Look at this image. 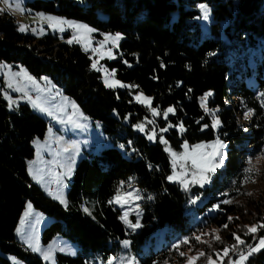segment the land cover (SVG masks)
Instances as JSON below:
<instances>
[{
  "label": "trees",
  "instance_id": "1",
  "mask_svg": "<svg viewBox=\"0 0 264 264\" xmlns=\"http://www.w3.org/2000/svg\"><path fill=\"white\" fill-rule=\"evenodd\" d=\"M202 4L211 15L206 35L199 20ZM28 6L83 21L99 33L119 32L115 57L101 64L129 87H106L80 43H68L59 33L37 37L22 32L13 16L0 10V62L24 67L38 79L49 77L99 122L112 143L79 160L68 206H62L29 173L33 141L44 138L48 121L27 104L10 108L0 77V264H13L9 256L46 264L16 238L29 202L52 217L42 231L44 244L56 236L77 244L75 256L57 253L56 264L105 263L118 257L123 240L140 264L183 263L187 256L180 253L187 250L196 256L204 252L195 264H208L209 256L236 244L233 234L245 244L219 264H232L239 251L247 256L264 237V228L257 235L247 233L248 227L264 224V191H249L243 183L246 161L264 151V0H32ZM137 92L150 97L160 115L135 101ZM209 92L207 106L220 120L216 129L200 104ZM168 107L174 113L165 119ZM153 131L156 137L150 141L147 135ZM217 137L226 145V159L209 184L185 189L167 180L171 155L166 148L179 154L185 142L192 146ZM128 180L142 195L141 227L135 231L124 226L119 208L109 203ZM194 199L201 204L186 212ZM185 238L188 244L181 243ZM243 264H264V249Z\"/></svg>",
  "mask_w": 264,
  "mask_h": 264
},
{
  "label": "rangeland",
  "instance_id": "2",
  "mask_svg": "<svg viewBox=\"0 0 264 264\" xmlns=\"http://www.w3.org/2000/svg\"><path fill=\"white\" fill-rule=\"evenodd\" d=\"M30 1L32 0H8V2L5 3L4 0H0V10L4 12H8L11 16H13L16 20V23L19 25V28L21 26L25 27L26 30L23 31L25 33H31L37 37H41L49 32L59 33L60 36L66 41L73 39V36L76 34V30L68 27V25L65 24L63 25V31H60V26L53 27L50 21H48L47 19H41V16L52 17L55 19L65 20L68 22H75L78 24H84L94 29L93 27H91L90 25L86 24L83 21L69 19L63 16H58L53 13L33 11L28 6V2ZM17 3H20V7L23 9V11L17 10L16 8ZM205 6L208 8L207 19L203 18L204 14L201 10V7L199 6L200 9L199 20L201 23L202 35H206V33L208 32L210 16H211L210 8L207 5ZM67 32H70V35L63 36V34H66ZM117 34L121 36L119 32L99 33L95 29V31L89 34L88 36L89 42L87 48L85 47V42L83 40L77 43H80L87 51H90L92 64L96 63L97 67L101 68L99 72L101 74V80L104 85H105L104 81L107 78L110 81L113 80L118 81L120 84L129 87L128 84L118 80L115 76L114 77L111 75L106 76V73L103 71V69H107V68L103 64H101V59L103 58L113 59L109 57V53L111 54V57H115L114 51L117 48V43L119 42V41L115 43H113L112 41L105 42L104 41L105 36H115ZM102 42H104V47L101 49V53H103V55H101L100 53L93 52L91 50L92 48H99ZM107 70L109 74L113 72L110 71L109 69ZM25 73H27V76H30L32 79L28 80L24 75ZM0 77L3 78V82H4L3 94L5 99L9 103L10 108L18 107L20 104L23 103L27 104L31 107V109L35 113L39 114L48 121V129L44 138H36L33 141V145L35 148V155L33 159L29 161V173L33 178V180L43 189V191L47 195L57 200L62 206L67 207L68 206L67 194H68L69 184L72 180L74 170L79 160L86 155V152L97 153L104 148L112 146V143L103 135L99 122H95L89 117H87L82 112L79 105L74 100L64 95L62 91L53 83V81L49 77L44 76L41 79L35 78L24 67L21 66L14 67L11 64L5 62H0ZM9 84H11L12 86L9 87ZM116 88L123 89L125 87L116 86L113 87L112 89H116ZM141 94L144 97L150 99V97L146 96L142 92H137L133 96L134 99L137 95H141ZM205 96L206 94L202 98H204ZM202 98L200 99V104ZM13 101L15 103H13ZM135 101L137 100L135 99ZM33 102H35V104L40 105L41 107L46 108L48 111L53 113V115L49 116L47 112L40 111L39 108L34 107ZM73 104L76 105L75 110L72 107ZM142 104L147 106L152 114V109H153L152 106L149 107L145 103ZM205 105L208 108L206 101H205ZM169 108L171 107H168L167 109ZM202 108L205 110L204 107ZM167 109H165V111L163 112V117ZM210 111L215 113V110H210ZM210 116L212 121L213 117L212 115ZM69 117H71L75 123H69L68 122ZM49 129H51V133L49 132ZM137 130L140 131L139 128H137ZM140 132H144V131H140ZM149 135H147V137ZM216 139L217 138L208 142H201L194 144L190 146V148L199 144H205V145L212 144L216 141ZM150 141H153V139H151ZM72 145H77L78 151L76 149H72L71 148ZM64 148H70V151L65 152L63 151ZM183 151L184 149L182 145V150L179 154H182ZM222 151L225 153V148H223ZM252 158H253V166H254V176H253L254 182H248V186H249L248 190L250 191L254 189H258V190L260 189L264 191V156L258 155ZM247 161H246V167L248 168L250 167V165L247 163ZM69 167H72L73 170L70 175H65ZM223 167L224 165L221 168H218L216 172L221 171ZM173 171L174 170L172 167V157H171V172L167 176V180L169 182H173L168 179L169 176L173 175ZM175 171L176 172L182 171V169L179 166V162L177 164ZM187 179L191 180V174H189ZM57 180H59L60 183H57ZM207 184L209 183L204 184V186H206ZM180 185L182 186V188H184L182 184ZM191 185H199V184L190 183L189 186ZM122 190L125 192H138V194L142 197L140 190L132 183L131 180H128L126 183L123 184ZM116 192L113 195V197L116 195ZM57 194H62L63 199L66 201V204L61 203L60 199L56 198ZM140 200L141 199L135 200L130 205H125L124 207L112 203L115 207L119 208L120 220L126 228L128 227L123 222L121 217L123 216L124 212L127 211L129 213L128 215L129 221H131L132 223L139 222L141 215V209L139 206ZM200 202H201L200 199L191 200L189 202V207L186 209V212H190L195 206H198ZM29 204L31 205V210H29L28 208ZM137 212H139V216L137 215ZM132 216L134 217V220ZM51 221H52V217L36 209L33 206V204L29 202L20 217L15 232L16 238L22 244L27 246L32 252L36 253L40 258H42V260L46 264H56L57 253H63L66 255L75 256L78 249L76 243L72 242L67 238H64L63 236L54 237L48 244H44L42 242L43 228ZM125 241L126 240L121 241L122 249L118 253V257L110 256L105 263H102L100 260L97 259L96 264H110V262L111 264H121V261L124 260L125 258L135 257L134 255H131L128 252V247L124 246ZM30 244L33 246H38L39 251L33 250V247L29 246ZM45 254H49L50 259H45L44 258ZM238 254L240 255L241 252L239 251ZM185 256L187 257L183 263H176V264H188V257H194L196 256V254L191 253L190 250H187L185 252ZM211 257L214 261L217 262V264H219L223 255H221L220 257H216V256H211ZM9 259L13 264H25L24 262L20 261L19 259L13 256H9ZM135 261L136 264H140L139 259L136 257H135ZM234 261L239 262V256ZM229 264H231V261L229 262Z\"/></svg>",
  "mask_w": 264,
  "mask_h": 264
},
{
  "label": "snow or ice",
  "instance_id": "3",
  "mask_svg": "<svg viewBox=\"0 0 264 264\" xmlns=\"http://www.w3.org/2000/svg\"><path fill=\"white\" fill-rule=\"evenodd\" d=\"M4 2L7 3L8 0H4ZM200 7H201V10L204 14L203 18L207 19L208 18V8L205 5H200ZM16 8L19 11H23V9L20 7V3H17ZM41 19H47L48 21L51 22V25L53 27L60 26V31H63V25L67 24L68 27L76 30V34L73 36V39L69 40L68 43H73V41L80 42L81 40H83L85 42L86 48H87L88 42H89V40H88L89 34H91L92 32L95 31V29H92V28H90L84 24H78L75 22H68L65 20L55 19L52 17L41 16ZM19 30L23 32L26 30V28L21 26L19 28ZM120 39H121V36L119 34H117L115 36H105L104 41L105 42L112 41L113 43H115V42L119 41ZM103 47H104V42H102L100 44L99 48H92L91 50L93 52L100 53L101 55H103V53H101V49ZM109 57L114 58V57H111L110 53H109ZM92 67L95 68L97 71L101 70V68L97 67L96 63H93ZM103 71L106 73V76L107 75H111L113 77L115 76L114 72L109 74L107 69H103ZM24 75L26 76V78L28 80L32 79L30 76H27V73H25ZM104 83L109 88H113L116 86L127 87L126 85L120 84L118 81H114V80L110 81L107 78L105 79ZM11 86L12 85L9 84V87H11ZM17 90H19V89H17ZM211 95H212V93L209 92L206 94V96L204 98H202L201 106L205 108L206 112H209V114L212 115V117H213L212 127L215 129V128H218L220 126V120L215 116V113L211 112L205 105V101L207 99V96H211ZM260 95L264 96V92L260 93ZM135 99L137 100V102L145 103L149 107L151 106V100L147 97H144L142 94L137 95L135 97ZM13 103H15V102L13 101ZM33 105H34V107L39 108L40 111L47 112V114L49 116L53 115V113L48 111L46 108L41 107L38 104H35V102H33ZM72 107L74 110L76 109L75 104H73ZM168 113H174V109L173 108L167 109V111L164 113L165 119H167ZM152 114L154 116L160 115V113L154 108L152 109ZM251 114H252L251 111L247 112L245 118H248L249 116H251ZM68 122L69 123H75L71 117L68 118ZM76 126H79V125H76ZM137 127L139 128L140 131H144L143 125H138ZM168 127H172V125H169ZM205 127H207V125H205ZM167 130H168L167 128L161 129L162 132L167 131ZM179 130H180V132H183L185 130L182 123L179 125ZM49 132L51 133V129H49ZM155 137H156L155 131H153L148 136V138L150 140L155 139ZM161 142L164 143L165 145H167V141L164 140L163 137H161ZM225 147H226V145L217 137L216 141L212 144H207V145L199 144V145H195L191 148L185 142L183 144L184 151L182 154H177L176 152H172L170 148H166V150H168L170 152V155L172 157V167L174 170L173 175L169 176L168 179L170 181H173V182L178 181L180 184H182L184 186L185 189L188 188L190 183L199 184L201 187H203L204 184L211 182V176L213 174H215V172L218 168H221L224 165V161L226 159V154L222 151V149ZM71 148L76 149L78 151L77 145H72ZM63 151L68 152V151H70V148H64ZM260 156H264V151L261 152ZM257 158H259V157H257ZM178 162H179L180 168L182 169V171H180V172L175 171ZM247 163L250 165V167H248L245 170L246 176L244 178L243 183L254 182V179H253V176H254L253 158L249 157ZM72 170H73L72 167H69L67 172L65 173V175H70ZM189 174H191V180L187 179ZM57 183H60V181L57 180ZM122 189H123V184H121V186L118 188L116 195L113 197L112 200L109 201V203H115V204L120 205L121 207H124L125 205H130L135 200L142 199V197L138 194V192H125ZM56 198L60 199L61 203L66 204V201L63 199L62 194H57ZM149 199H151V197H149ZM225 203H230V201H225ZM28 208H29V210H31L30 204L28 205ZM85 211H88V210L85 209ZM26 215H27V213H26ZM128 215H129V213L127 211H125L123 216L121 217V219L127 225L128 228L135 231L137 228L141 227L139 222L132 223L131 221H129ZM137 215L139 216V212H137ZM224 227H227V225H225ZM261 228H264V224L250 226L247 229V233L248 234H255ZM233 236H234V239L236 241V244L232 245L230 248L223 249L222 255L224 257H227L229 255V253L232 251H238L239 245L245 244V241L242 240L239 235L233 234ZM215 238H216V240L220 239V237L218 235ZM195 239L198 242H203V241H201L200 236H196ZM129 243L130 242L125 241L124 246L128 247ZM181 243L188 244L189 240L187 238H185L181 241ZM29 246L33 247V250L39 251L38 246H33L31 244ZM179 247H180V244L179 243L176 244V248H179ZM261 249H264V238L259 239L258 245L256 247H250L249 248V252H248L247 256L244 255L243 253H241L239 256V262L233 261L232 264H243V262L248 259V256L252 255L255 252L260 251ZM180 255L184 256L185 253L181 252ZM205 255L206 254L204 252H199L197 254V256L188 257V264H195V262L200 257L205 256ZM216 255H217V257H220L221 253H216ZM44 258L50 259V255L45 254ZM113 259H115V258H113ZM110 264H111V262H110ZM121 264H136L135 257H127L121 261ZM208 264H217V262L214 261L211 256H209L208 257Z\"/></svg>",
  "mask_w": 264,
  "mask_h": 264
}]
</instances>
